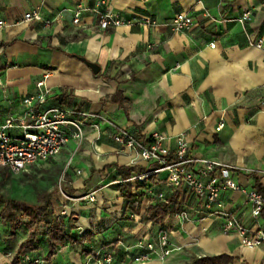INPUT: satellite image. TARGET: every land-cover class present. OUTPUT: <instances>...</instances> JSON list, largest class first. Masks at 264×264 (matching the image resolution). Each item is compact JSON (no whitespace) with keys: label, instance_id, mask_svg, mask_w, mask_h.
Wrapping results in <instances>:
<instances>
[{"label":"crops","instance_id":"0c3cea01","mask_svg":"<svg viewBox=\"0 0 264 264\" xmlns=\"http://www.w3.org/2000/svg\"><path fill=\"white\" fill-rule=\"evenodd\" d=\"M79 8L84 9L81 24L74 25ZM95 10L110 12L125 24L103 31ZM32 11L51 21V27L25 22ZM181 13L192 17L194 26L174 32L170 23ZM246 13L250 20L241 22ZM144 19L156 25L145 26ZM0 20L9 23L0 30V125L22 114L23 99L38 93L36 86L49 71L51 96L45 108L102 116L139 139L162 133L171 139L173 151L175 139L185 136L195 159L234 168L237 184L264 192V56L254 46L264 40V0H0ZM83 59L98 65L100 73L95 75ZM113 132L107 124L96 129L89 121L82 144L71 140L53 160L66 165L73 180L63 197L52 198L55 213L68 210L75 219L72 233L84 240L59 248L46 262L48 246L39 236V251L21 264L31 259L97 264L99 252L113 253L112 264H191L221 256L233 258V264H264V246L248 249L238 234L224 230L226 218L219 212L264 230V216L253 227L251 206L241 192H223L222 208L210 211L215 214L189 197L180 203V196L172 195L190 219L172 214L159 224L148 221V209L162 202L122 180L114 166L147 170L152 165L134 164L136 154L120 151ZM158 188L169 193L164 183ZM87 195L95 200L78 201ZM65 196L71 202L62 207ZM162 230L179 250L164 261L133 263L138 242ZM28 237L24 226L13 234L0 217V264H12Z\"/></svg>","mask_w":264,"mask_h":264},{"label":"built area","instance_id":"2783aa9c","mask_svg":"<svg viewBox=\"0 0 264 264\" xmlns=\"http://www.w3.org/2000/svg\"><path fill=\"white\" fill-rule=\"evenodd\" d=\"M83 11V8L75 11L74 25L81 24ZM95 12L98 15L99 28L103 31L125 24L123 20L110 12L99 10ZM248 20H250V14L246 13L241 22ZM24 21L43 23L46 28L52 25L51 21L43 19L39 11L26 13ZM141 23L149 27L156 25L150 19H144ZM194 23L192 17L181 13L173 18L170 27L174 32H187ZM8 26L9 23L0 20V30ZM254 46L261 50L264 56V40L255 41ZM49 77L50 72L46 71L43 80L36 86L38 93L23 99L22 114L9 116L4 124L0 125V171L6 170L11 174L19 175L40 163L50 162L62 153L71 140L79 145L82 144L87 122L93 121L96 129H99V123H104L113 129L112 141L120 151L136 154L137 159L133 162L134 164L142 162L152 165L145 172L133 175L125 182L143 185L149 196L162 203H168V198L172 195H179L180 203H184L185 197H189L192 204L203 207L209 212L216 206L222 208L220 197L223 192H241L251 206L253 227L259 226V220L264 216V192L248 191L237 184L233 180L234 168L222 166L210 160L195 159L191 153L190 143L182 135L175 139L173 151L169 147L171 139L162 133L154 132L145 139H139L129 129L119 128L102 116L89 115L62 106L45 108L51 96V90L46 85ZM223 128L224 124H221L217 130L220 131ZM246 172L253 173L251 170ZM161 183H164L169 193L158 188ZM87 199L95 200L93 195H87L81 200ZM219 213L226 218L225 232L238 234L244 247L254 249L264 246L263 229L254 230L245 226L241 218L234 214ZM210 214L215 213L210 212ZM62 216H67V212H63ZM177 216L182 221L190 219L187 208ZM136 248L139 253L132 259L133 263H144L153 259L164 261L174 251L179 250L172 245L167 230L160 231L156 237H144L138 242ZM98 255L101 258L97 264H112L113 253L102 255L99 252ZM32 264H44V262L41 259H35Z\"/></svg>","mask_w":264,"mask_h":264},{"label":"trees","instance_id":"16d2710c","mask_svg":"<svg viewBox=\"0 0 264 264\" xmlns=\"http://www.w3.org/2000/svg\"><path fill=\"white\" fill-rule=\"evenodd\" d=\"M118 97L116 95L112 101H118ZM114 168L118 171L122 180H128L135 173L146 171V169L138 167L120 168L114 166ZM140 186L143 187V185H139L138 187ZM175 201V199L170 197L168 198V203H161L155 207H150L147 211V220L154 224H159L167 216L180 213L182 208ZM0 210L3 225L9 226L13 234L21 226L29 230V237L20 245L12 264H21L22 260L30 253L39 251V244L43 241L39 239V236L45 238L48 246V253L45 258L46 262L52 260L59 248L68 243L75 244L78 241L84 240V237H79L72 233L75 225V219L73 217L62 219L56 215L52 203V196L48 197L42 203L34 205L25 201L5 198L0 191ZM32 262L33 260L31 259L30 264ZM233 262V258L221 256L195 259L191 264H233Z\"/></svg>","mask_w":264,"mask_h":264},{"label":"rangeland","instance_id":"374dc122","mask_svg":"<svg viewBox=\"0 0 264 264\" xmlns=\"http://www.w3.org/2000/svg\"><path fill=\"white\" fill-rule=\"evenodd\" d=\"M46 164V165H45ZM41 165L34 166L19 175L10 174L8 172H0V191L1 194L8 199L17 201H25L34 205L42 203L48 197L53 199L61 196V192L71 187V176L65 171L66 165H56L53 160ZM52 164V166H48ZM69 171V170H68ZM69 196L61 198L64 202L62 207L69 204ZM78 201L82 202L85 200ZM70 213L68 210H64ZM61 216L67 219L71 214ZM65 217V218H64Z\"/></svg>","mask_w":264,"mask_h":264},{"label":"water","instance_id":"95a60500","mask_svg":"<svg viewBox=\"0 0 264 264\" xmlns=\"http://www.w3.org/2000/svg\"><path fill=\"white\" fill-rule=\"evenodd\" d=\"M83 60L85 61V59H83ZM85 63H86L87 66L93 71V73H94L95 75H97V74L100 73L101 68H100L98 65L93 64V63H89V62H86V61H85Z\"/></svg>","mask_w":264,"mask_h":264}]
</instances>
